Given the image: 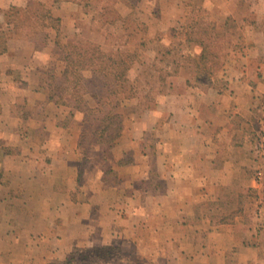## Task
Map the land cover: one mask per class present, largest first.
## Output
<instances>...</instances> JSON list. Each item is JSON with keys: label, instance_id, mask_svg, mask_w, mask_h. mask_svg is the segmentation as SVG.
Listing matches in <instances>:
<instances>
[{"label": "crops", "instance_id": "1", "mask_svg": "<svg viewBox=\"0 0 264 264\" xmlns=\"http://www.w3.org/2000/svg\"><path fill=\"white\" fill-rule=\"evenodd\" d=\"M24 1L0 0L7 47L0 54V264L59 263L75 249L112 245L117 254L105 264H209L212 256L227 264L225 254L235 264L261 263L262 231L239 236L241 216L213 219L203 203L213 186L235 179L261 187L245 172L250 143L239 124L256 123L264 108V94L252 92L264 79V60L261 78L245 61L249 77L235 94H171L125 124L113 146L97 147L107 157L82 165L83 113L47 91L46 72L63 68L52 52L55 29L46 28L45 44L36 47L4 23V11ZM111 171L116 183L107 179Z\"/></svg>", "mask_w": 264, "mask_h": 264}, {"label": "rangeland", "instance_id": "2", "mask_svg": "<svg viewBox=\"0 0 264 264\" xmlns=\"http://www.w3.org/2000/svg\"><path fill=\"white\" fill-rule=\"evenodd\" d=\"M40 1L50 8L54 17H58L56 14L61 13L65 20L63 26L58 17V30H53L56 34L57 46H54L55 51L52 50V52L59 54L58 59H61V45L68 42L89 41L105 52L136 51L137 60L132 70L127 73L129 79L135 77L137 68L140 67L139 63L151 64L153 58L157 68H161L159 66L164 64L168 65L167 72L173 71L176 67V73H169L166 76L170 87L164 94L157 97L156 104L153 105V102L143 99H146L148 94H145V88L141 87L138 95L123 99L116 105L117 110L123 112V126L155 109L171 94H182L184 90H187L189 94H199V92L235 94V85L239 84L240 80L246 81L249 77L245 73V61L249 63L253 61L258 68V76L260 78L262 76L260 68L264 60V0H84L86 4L89 1L87 5L75 1ZM104 6L108 8L106 14L102 10ZM116 15L119 17H115ZM112 19V22L108 21ZM3 20H6L4 14ZM196 22L202 26L199 31L193 28ZM199 34L203 38H209L207 49L214 52L217 63L210 67V61L208 64L201 62L202 65H209L208 71L210 69L213 71L206 75V70L202 76L195 79V67L201 53V46L195 41ZM40 40L39 36L36 42L39 43ZM168 50L170 52L165 54ZM162 57L163 61L159 62ZM60 64L58 73L56 72L55 75L52 72H46L48 86H64L62 90H59L58 95L72 100L73 94L69 91L70 87L61 85V70L63 72L65 64L63 62V68ZM154 72L164 73L160 69ZM84 75L90 78L89 72ZM100 81L101 78L94 74L88 88L99 85ZM253 89V94H264V79L259 82V87L256 86ZM240 93L246 94L244 91ZM86 98L90 106L95 105L92 99L88 96ZM143 102L145 105L142 106ZM262 111L264 113V108ZM262 111L255 112L258 123L239 124L243 126L242 131L240 130L241 135H245L244 137L250 143L246 149L249 162L245 172L257 185H261L260 189L251 191L252 188L247 187L244 180L236 179L231 185L219 186L218 184L216 189L212 184L213 194H210L208 201L203 203L207 208L205 212L213 219L223 218L230 221L241 216L240 226L234 228L239 236H249L246 231L248 228L254 231L261 230V234L264 235V227L254 223L257 222V217L264 220V114ZM119 137L111 144L93 146L86 159H82L81 156L82 165L89 162L91 157L93 159L107 157L109 152L97 147L113 146ZM83 161H85L84 164ZM107 179L109 182H117V176L113 171L107 175ZM147 236L150 238L149 234ZM174 243L170 246L175 249L178 243ZM115 247L117 246H106V249L104 246L75 249L71 257L63 262L71 259L65 264H105L109 257L116 256ZM208 250L209 255H214L213 248L208 247ZM259 260L261 263L256 264H264L262 263L264 259ZM195 261L194 259H176L175 263L172 261L168 263L164 260L163 264H199ZM215 261L216 259L212 256L209 264H215ZM225 261L227 264L237 262L231 254L228 257L225 254Z\"/></svg>", "mask_w": 264, "mask_h": 264}, {"label": "trees", "instance_id": "3", "mask_svg": "<svg viewBox=\"0 0 264 264\" xmlns=\"http://www.w3.org/2000/svg\"><path fill=\"white\" fill-rule=\"evenodd\" d=\"M52 1H75L79 4L81 2L82 5L89 3L87 1L88 3L86 4L84 0ZM107 9L105 6L102 8L104 14H106ZM4 15L6 19L4 21L5 24L20 30L23 33L22 36L35 43L36 47L45 44L47 35L44 31L46 28L58 30L59 26V18L54 17L50 8L40 0H25L23 6L11 5L6 9ZM115 17H119V15ZM108 21L112 22L113 19ZM193 28L199 31L202 29V26L197 23ZM39 36L41 40L37 43L36 41ZM195 41L201 46V53L198 56L197 64L195 63V79H197L199 76H202L204 71L207 70L206 75L213 71L211 69L208 71L209 65H202L201 62L208 64L210 61V67H212V65L217 63V57L214 52H210L207 49L209 38H203L199 34L195 38ZM6 50V34L0 27V54L5 53ZM60 50L61 60L65 64L61 74V85L70 87L69 91L73 94L71 96L72 100L58 95L59 90H62L64 86L53 87L51 85L47 88V91L48 94L56 95L57 101L72 103L76 109L83 113L78 140V149L82 159L87 158V154L93 146L111 144L121 135L124 116L123 112L116 108L118 103L123 99L126 100L134 95H138L142 87L145 88V94H148L146 99L142 98L145 101L153 102V105L156 104L157 97L164 94L170 87L169 82L166 81V76L169 73H176V67L173 68V71L167 72L166 68L168 65L165 64L159 66L161 68H157L154 65L155 58H153L151 64L139 63L140 67L139 69L137 68L135 77L129 79L127 73L132 70L137 60L136 51L125 53L119 50L105 52L89 41L68 42L61 45ZM168 52L170 51H166L165 54ZM162 61L163 57L159 59V62ZM158 69L163 70L164 73L154 72ZM86 72L90 73L89 79L84 75ZM94 74L99 76L101 81L99 85L91 88V90L88 86L90 87L89 81ZM151 94L154 95L152 96ZM86 96L94 101V106L88 104V98ZM141 105L143 106L145 103L143 102ZM2 150L3 154H6L5 152L9 149L4 148ZM70 260H67V262H51L48 264H65L70 262Z\"/></svg>", "mask_w": 264, "mask_h": 264}]
</instances>
